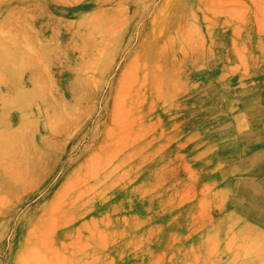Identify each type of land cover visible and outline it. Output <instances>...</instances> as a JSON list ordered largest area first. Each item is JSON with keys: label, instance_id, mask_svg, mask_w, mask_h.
<instances>
[{"label": "rangeland", "instance_id": "1", "mask_svg": "<svg viewBox=\"0 0 264 264\" xmlns=\"http://www.w3.org/2000/svg\"><path fill=\"white\" fill-rule=\"evenodd\" d=\"M128 1L0 0V264H264V0Z\"/></svg>", "mask_w": 264, "mask_h": 264}, {"label": "bare ground", "instance_id": "2", "mask_svg": "<svg viewBox=\"0 0 264 264\" xmlns=\"http://www.w3.org/2000/svg\"><path fill=\"white\" fill-rule=\"evenodd\" d=\"M115 1H117V0H98V3H99V5H106V4H111L112 2H115ZM142 3L143 2H136V3H134V0H131L130 2L128 1V3H127V9H118V10H122V11H125V12H127V13H130L131 12V8L133 7L134 9H133V11H134V13H138L139 12V9H140V7H141V5H142ZM92 5H93V3L92 4H90V7H92ZM150 5V4H149ZM150 8V7H149ZM96 13V15L98 16V14H99V16H100V14H105L106 15V13H108V11H106V10H102V12L100 11H97V12H95ZM145 14H142V16H141V21L142 20H144V18H145ZM104 17V16H103ZM111 17H113V16H111ZM107 18V17H106ZM115 19V18H114ZM112 20V19H111ZM115 21V20H114ZM109 22H110V19H109ZM113 23V22H112ZM111 23V24H112ZM119 23V22H118ZM110 24V23H109ZM108 24V25H109ZM110 24V26H112ZM115 25V24H114ZM113 25V26H114ZM117 25V24H116ZM115 25V26H116ZM87 26V25H86ZM112 26V27H113ZM111 27V28H112ZM107 28V27H106ZM105 28V29H106ZM109 28V27H108ZM107 28V29H108ZM109 30V29H108ZM140 35H141V28L140 27H132L131 29L129 28V30H128V33H127V46L128 45H130L131 43H132V41L133 40H135V38H138V37H140ZM122 37H124V36H122ZM111 44V43H110ZM109 45V44H108ZM131 46V45H130ZM101 49H103V48H101ZM103 51V50H102ZM102 55V54H101ZM28 64V63H27ZM170 97V96H169ZM48 121V120H47ZM76 126V125H75ZM54 127V126H53ZM86 137V136H85ZM16 179V178H15ZM70 183V182H69ZM80 186V185H79ZM93 188V187H92ZM82 192V191H81ZM250 192H251V194H252V196L253 197H255L257 200H256V203L258 204V205H260V206H262V205H264V201H263V199L261 198V197H258L257 196V194H255V193H252V191L250 190ZM104 194V193H103ZM4 204V203H3ZM57 210V209H56ZM57 226V225H56ZM242 236H244V235H242ZM233 243V242H232ZM242 246V245H241ZM231 247V246H230ZM253 248V247H252ZM254 250V249H253ZM258 250H260L259 248H258ZM257 252V251H256ZM261 252V251H260ZM240 253V252H239ZM262 255V254H261ZM257 257V256H256ZM259 257V256H258ZM237 258H238V256H237ZM243 263V262H242ZM260 263V262H259Z\"/></svg>", "mask_w": 264, "mask_h": 264}]
</instances>
